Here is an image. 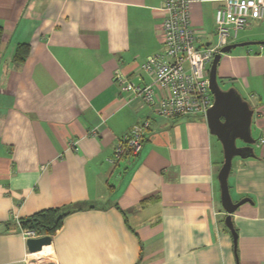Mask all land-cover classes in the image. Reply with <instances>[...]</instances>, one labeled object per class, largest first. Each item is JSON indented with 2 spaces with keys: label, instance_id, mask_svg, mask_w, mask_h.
Instances as JSON below:
<instances>
[{
  "label": "crops",
  "instance_id": "1",
  "mask_svg": "<svg viewBox=\"0 0 264 264\" xmlns=\"http://www.w3.org/2000/svg\"><path fill=\"white\" fill-rule=\"evenodd\" d=\"M220 5L192 3L199 46L216 43ZM161 8L0 0V264H238L207 120L161 117L116 81L151 82L140 67L162 49ZM240 34L232 44H258L222 54L217 77L254 111L256 157H238L229 187L235 202L251 200L233 214L239 263L264 264V19ZM19 44L31 47L24 63L15 61ZM144 123L139 154L117 158ZM52 208L72 212L49 247L30 253L20 220Z\"/></svg>",
  "mask_w": 264,
  "mask_h": 264
},
{
  "label": "built area",
  "instance_id": "2",
  "mask_svg": "<svg viewBox=\"0 0 264 264\" xmlns=\"http://www.w3.org/2000/svg\"><path fill=\"white\" fill-rule=\"evenodd\" d=\"M193 2L162 0V49L144 60L140 67L151 76L150 83H134L122 73L116 76L121 91L134 93L164 118L190 116L206 119L214 105L209 67L215 55L234 43L240 32L253 21L264 19V0H220L221 5L215 13L216 43L199 46L191 23ZM148 127V123L134 126L117 148V158L125 151L139 154L143 134ZM91 133L97 134L95 130ZM21 233L25 240L40 237L30 229L22 228Z\"/></svg>",
  "mask_w": 264,
  "mask_h": 264
},
{
  "label": "water",
  "instance_id": "3",
  "mask_svg": "<svg viewBox=\"0 0 264 264\" xmlns=\"http://www.w3.org/2000/svg\"><path fill=\"white\" fill-rule=\"evenodd\" d=\"M252 44H258V42L237 43L224 47L221 53L215 55L209 69L210 89L214 96V105L209 110L206 120L211 134L217 137L223 148L224 160L218 173L220 199L222 208L226 213L224 223L232 235L234 253L238 264L239 256L237 250L239 236L233 221V214L243 204L251 202V200L248 198H244L238 202L233 200L230 193L229 176L235 157L242 159L256 157L252 148L256 144V140L251 134L254 111L235 88L222 89L217 77V68L222 54L228 53L234 48ZM238 142L243 143L244 146H239ZM26 243L30 253H38L45 246L51 245L52 237L42 236L36 239H28Z\"/></svg>",
  "mask_w": 264,
  "mask_h": 264
},
{
  "label": "trees",
  "instance_id": "4",
  "mask_svg": "<svg viewBox=\"0 0 264 264\" xmlns=\"http://www.w3.org/2000/svg\"><path fill=\"white\" fill-rule=\"evenodd\" d=\"M3 33V28L0 26V45ZM30 49L31 47L29 44H19L15 53V61L17 63H24L29 55ZM71 212V209L64 208H52L40 211L34 215L21 219L20 225L23 229L36 231L40 236H52L62 227L64 219Z\"/></svg>",
  "mask_w": 264,
  "mask_h": 264
},
{
  "label": "rangeland",
  "instance_id": "5",
  "mask_svg": "<svg viewBox=\"0 0 264 264\" xmlns=\"http://www.w3.org/2000/svg\"><path fill=\"white\" fill-rule=\"evenodd\" d=\"M242 34V33H241ZM240 34V36H241ZM214 39V37H213ZM214 41H216L214 39ZM223 88H225L226 86L222 85ZM232 88V87H231ZM213 141H214V144L217 148V153H218V158L220 160V162L223 163V160H224V154H223V148H222V145L221 143L219 142V140L217 139V137L213 136ZM238 145H240V142H238ZM238 159V157H235L234 160H233V163ZM222 166V164L220 165V167Z\"/></svg>",
  "mask_w": 264,
  "mask_h": 264
},
{
  "label": "bare ground",
  "instance_id": "6",
  "mask_svg": "<svg viewBox=\"0 0 264 264\" xmlns=\"http://www.w3.org/2000/svg\"><path fill=\"white\" fill-rule=\"evenodd\" d=\"M45 247H49V246H45ZM41 252V251H40ZM39 253V252H38Z\"/></svg>",
  "mask_w": 264,
  "mask_h": 264
}]
</instances>
